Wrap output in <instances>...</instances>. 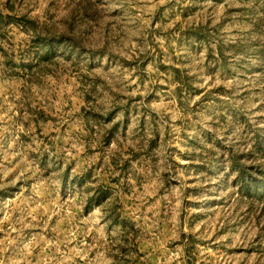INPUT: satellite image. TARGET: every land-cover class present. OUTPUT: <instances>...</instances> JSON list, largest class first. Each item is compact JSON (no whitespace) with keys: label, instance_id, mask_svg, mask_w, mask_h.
Segmentation results:
<instances>
[{"label":"rangeland","instance_id":"obj_1","mask_svg":"<svg viewBox=\"0 0 264 264\" xmlns=\"http://www.w3.org/2000/svg\"><path fill=\"white\" fill-rule=\"evenodd\" d=\"M0 264H264V0H0Z\"/></svg>","mask_w":264,"mask_h":264}]
</instances>
